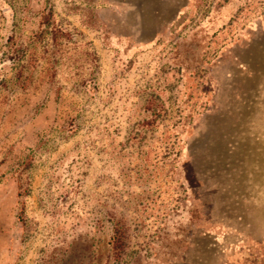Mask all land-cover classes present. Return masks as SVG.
<instances>
[{
    "label": "rangeland",
    "instance_id": "rangeland-1",
    "mask_svg": "<svg viewBox=\"0 0 264 264\" xmlns=\"http://www.w3.org/2000/svg\"><path fill=\"white\" fill-rule=\"evenodd\" d=\"M112 217L111 264H264V0H0V264Z\"/></svg>",
    "mask_w": 264,
    "mask_h": 264
},
{
    "label": "trees",
    "instance_id": "trees-1",
    "mask_svg": "<svg viewBox=\"0 0 264 264\" xmlns=\"http://www.w3.org/2000/svg\"><path fill=\"white\" fill-rule=\"evenodd\" d=\"M48 23H49L48 16L44 15L41 24H48ZM163 110L166 109H160V110L158 109V112H155L154 119H159L163 113L162 112ZM19 195L22 196L23 193L20 192ZM22 212H24V205L22 207ZM111 221H112V234L108 241L109 254L107 259L108 261L106 264L119 262L122 259L127 246V234L120 220L112 217Z\"/></svg>",
    "mask_w": 264,
    "mask_h": 264
}]
</instances>
